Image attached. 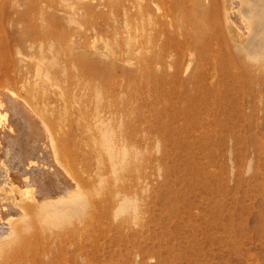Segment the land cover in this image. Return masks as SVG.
Instances as JSON below:
<instances>
[{"label": "rangeland", "instance_id": "1", "mask_svg": "<svg viewBox=\"0 0 264 264\" xmlns=\"http://www.w3.org/2000/svg\"><path fill=\"white\" fill-rule=\"evenodd\" d=\"M91 1L99 2L92 13L84 6L65 9L42 1L25 14L23 0H17L5 29H0V35L14 38L22 34L45 51L52 44L46 55L53 71L50 81L43 87L41 81L33 82L30 90L44 89L46 108L59 128L66 131L68 126L73 129L86 123L88 106L79 104L72 110L68 104L67 114H63L62 105L104 84L116 91L112 101L105 103L113 109V116L127 110L120 127L112 122L117 126L114 140L117 145L124 143L134 160L113 174L110 166H103L107 157L92 135L72 140L78 150L84 149L90 163V168L85 165L75 175L89 204L81 218L63 212V232L51 233L79 235L83 250L93 252L96 264H264V0H229L227 6L238 11L237 18L233 15L232 22L228 21L230 32H226L225 22L216 20L212 8L203 17L195 12L175 18L176 26L195 23L216 41L224 33L223 49L240 58L235 61L240 72L234 73V81L212 78L220 89L215 99L218 92L200 87L209 82L206 77L193 84L194 74L189 71L175 76L168 68L162 74L157 72V63L162 70L186 63L191 55L188 46L149 65L144 63L145 44L142 52L124 48V39H143L150 29L161 25L157 18L147 24L145 0ZM238 17L243 26L252 22L247 33ZM166 20L163 18L161 26ZM107 39L117 48L108 45L114 57L102 52L106 62L100 68L104 72L98 70L97 76L103 74L104 80L79 75L78 68L87 73V68L96 67L90 57L99 58L95 51ZM170 42L177 48L182 39L173 37ZM25 54L22 57L27 60ZM73 55L74 60L69 57ZM122 98L127 105L118 102ZM96 121L101 124L100 117ZM131 192L139 197L138 210L119 215V198L133 195Z\"/></svg>", "mask_w": 264, "mask_h": 264}, {"label": "bare ground", "instance_id": "2", "mask_svg": "<svg viewBox=\"0 0 264 264\" xmlns=\"http://www.w3.org/2000/svg\"><path fill=\"white\" fill-rule=\"evenodd\" d=\"M42 1L65 9L72 5L84 6L88 13H92L99 6V2L94 3L91 0L88 2L85 0H23L26 7L25 14L30 13L32 7ZM123 1L126 0H104L103 3ZM228 1L202 0L196 1L195 4L193 0H145L143 13L147 24L152 23L154 18L161 20V25L163 18L167 20L163 26L159 25L158 28L150 29L143 39L127 37L128 39H124L122 44L127 52H133V49L142 52L144 49L142 45L145 44V49L147 47L144 57L145 65H149L150 61L156 60L157 62L158 59L166 56L165 54L169 55L172 50L178 51L182 47L188 46L189 55H191L186 63L166 65L167 67L163 70L157 63L158 71H156L162 74L164 71L167 72L168 68L174 76L189 71L188 74H194L193 84H197L203 77H206L209 82L207 84L200 83V87L210 90L214 94L218 92L213 97L215 99L219 96L220 89L214 85L215 79L212 78L219 77L221 80L224 77L229 82L234 81V73L240 72V66L238 67L235 61L240 58L232 57V53L228 49V51L223 49L226 47L224 33L221 35V41H218L219 39L216 41L214 36L206 31L207 29H198L197 25L194 26L195 23L188 27H178L174 21L178 15L183 13L194 14L197 12V16L203 17L212 8L216 20L225 22L226 32H230L231 18L233 20V15L237 18L238 11L228 7ZM244 3L246 4V2ZM16 4L17 0H0V29H5V24L9 21L7 18ZM195 5L197 6L195 7ZM235 8L237 10V7ZM236 18L234 17V19ZM229 20L231 22H228ZM73 21L80 24L78 19H73ZM238 21L242 25L243 22L240 18ZM201 23L203 22H200V25ZM251 23L249 22L247 26H241L239 23L238 25L245 29L244 33H247ZM237 28L239 29V26ZM173 37L182 39L181 46L176 48L170 42ZM204 38H207L206 42H204ZM165 39L167 41L164 42ZM108 42V39L103 40L102 45L100 44L101 47L99 46L97 51L94 50L95 52L99 51L95 53L99 54V58L90 57L95 61L96 67L87 68V73L78 68L79 75L101 82L104 80L103 74L99 77L97 72L98 70L101 73L104 72L100 68L102 67L101 63L108 53L113 54L111 50L113 48L108 46L111 43L108 44ZM35 44L24 38L22 34L14 38L0 35V264H96L93 252L83 250L79 235L51 232L64 229L67 213L83 217L85 208L89 204L75 175L79 170L85 168V165L90 168V163L87 162V154L84 149L78 150L75 145L71 144L72 140L81 139L87 134L92 135L98 148H101L107 157L103 166H110L113 174L117 173L123 164H127L131 158L134 160V156H131L127 146L124 143L117 145L114 140V130L116 131L117 126H113L112 122L115 120L120 127L122 120L125 121L127 110L124 114L113 116V109H109L105 103L112 101L111 94L116 96V91L113 88H106L104 84L102 87L97 86L93 92L75 96L70 102L67 101L62 105L63 114H67L68 104L72 110L75 107L78 108L79 104L88 106L86 116L89 119H86V123L84 122L73 129L68 126L66 131L56 126L49 113L51 110L46 108V105L49 104L48 97L42 88V85L50 81L51 72H53L46 56L53 47L51 44L45 51L43 47L36 48ZM87 48L85 47V49ZM116 48L114 47L113 50ZM22 52H26L27 60L30 59V61L22 57ZM117 55L115 56L118 57ZM69 57L74 60L75 56ZM182 57L184 58V56ZM170 59L172 60V58ZM113 64L115 63L113 62ZM119 64L121 63L119 62ZM127 65L130 66V63L127 62ZM131 65L133 64L131 63ZM147 72L151 73V71ZM36 81L42 82L41 90H30L32 83ZM92 95L94 99H91ZM125 100L122 98L118 102L127 105ZM103 111L104 113L101 114ZM60 113L57 115L60 116ZM99 117L100 125L96 121ZM90 119L93 122H90ZM129 120L130 115L128 114L126 121ZM131 163L133 162H130L129 168L132 166ZM100 184H102L101 179L98 181V185ZM131 193L133 195L127 193L119 198L117 204L119 215L135 214V211L138 210L139 197L134 192ZM63 212L66 214L63 215ZM82 225L80 224L79 227ZM33 231L37 233H32Z\"/></svg>", "mask_w": 264, "mask_h": 264}]
</instances>
